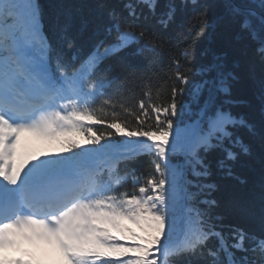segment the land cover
I'll return each instance as SVG.
<instances>
[{"label": "snow or ice", "instance_id": "1", "mask_svg": "<svg viewBox=\"0 0 264 264\" xmlns=\"http://www.w3.org/2000/svg\"><path fill=\"white\" fill-rule=\"evenodd\" d=\"M158 6L122 0L84 54L68 25L55 43L44 33L38 0H0V264H264V229L225 230L212 212L216 201L203 198L215 189L209 154L231 175L237 149L249 151L235 129L254 132L223 107L228 101L218 102L230 94L232 74L217 56L193 72L189 57L202 27L180 49L183 62L172 54L161 32L140 23L153 17L167 29L177 4L168 0L157 13ZM189 6L199 0H180ZM225 7L264 60V0ZM206 15L193 18L190 34ZM134 45L137 55L169 47L170 99L153 103L146 93L147 101L119 103L117 111L106 94L115 64L101 66ZM141 156L151 158L146 176L120 174L121 164ZM129 179L132 190L121 191Z\"/></svg>", "mask_w": 264, "mask_h": 264}, {"label": "trees", "instance_id": "2", "mask_svg": "<svg viewBox=\"0 0 264 264\" xmlns=\"http://www.w3.org/2000/svg\"><path fill=\"white\" fill-rule=\"evenodd\" d=\"M175 2L178 9L176 19L167 29L157 25L153 17L140 23L161 32L171 46V53L182 62L180 49L192 44L195 33L202 27L203 33L193 44L194 51L189 57L190 67L196 72L201 65L213 62L214 56L220 57L222 71L231 73L233 78L230 80V94L221 95L218 102L228 101L223 107L235 117L243 118L254 129V132L245 127L235 129V135L248 146L249 151L245 153L237 149V158L230 165L231 175L216 167L217 153L209 154L212 174L207 182L215 185V189L203 198L216 201L212 212L222 218L225 230L239 226L260 234L264 229V60L257 55L255 44L228 16L226 0H199V7L195 8H181L180 0ZM38 3L43 29L53 42L57 30L68 25L76 37V47L84 54L91 51L103 35V29L109 23L108 10H122V0H38ZM167 3L168 0H159L157 13L165 11ZM202 9L207 13L206 23L201 21L190 34L189 25L193 18L200 16ZM144 12L147 13V9ZM136 47L125 49L101 66L115 64V69L106 73L108 79L115 78L106 94L117 102V111H122L119 103L137 107L140 100L147 101L146 93L153 103H166L170 99L172 68L169 47L166 46L159 56L149 53L137 55ZM199 78L192 76L194 81ZM188 99L185 94L181 102ZM195 107L193 105V109ZM194 119L193 114L183 117L185 124H191ZM114 139L119 142L123 138L116 136ZM150 159L141 156L127 166L121 164L120 174L135 169L138 175L146 176L151 170ZM172 159L177 161L181 158L173 156ZM132 187L129 179L120 190H132Z\"/></svg>", "mask_w": 264, "mask_h": 264}]
</instances>
